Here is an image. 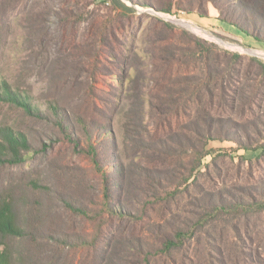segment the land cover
<instances>
[{
  "label": "rangeland",
  "instance_id": "1",
  "mask_svg": "<svg viewBox=\"0 0 264 264\" xmlns=\"http://www.w3.org/2000/svg\"><path fill=\"white\" fill-rule=\"evenodd\" d=\"M168 1L0 0V80L47 113L0 104L28 149L0 190L47 231L28 264H173L178 229L177 264H264V20Z\"/></svg>",
  "mask_w": 264,
  "mask_h": 264
},
{
  "label": "trees",
  "instance_id": "2",
  "mask_svg": "<svg viewBox=\"0 0 264 264\" xmlns=\"http://www.w3.org/2000/svg\"><path fill=\"white\" fill-rule=\"evenodd\" d=\"M184 2L185 8L190 7L195 9L198 6V11L201 12L202 10L204 14H207L206 9L203 7L205 2L213 3L219 10L224 6L231 7L232 11L229 15L230 17L226 16L225 20H230L231 23L241 31H246V27L244 26V28L238 23H233L234 20L232 21V19H234V17L250 25L255 24L249 20V17L254 19V16L257 18L259 16L264 20L263 13L258 15L250 8V6H252L257 10L254 0H169L168 3L163 6L157 3L155 6L157 10L172 12L175 6L179 9H184ZM238 12H240V15H238ZM262 29L264 30V28ZM246 32L248 34V31ZM261 40L264 42V39ZM0 104H10L14 107L23 109L30 115L43 116L47 114L38 105L32 102V97L29 93L23 92L21 89L16 88L10 82L3 79L0 80ZM58 108L59 105H56V109L54 104L51 105V109L58 110ZM25 149L28 150L25 135L19 131H15L10 125L0 124V165L11 161L17 156H22ZM37 185V190L43 193L46 192L43 178ZM28 201L29 196L27 197L19 194L17 190H0V264H28L21 245L26 243L29 246H35L43 240L44 236L47 234V231L41 227L44 223L43 216L36 213V208L28 210L26 207ZM42 204H46V202L44 201ZM120 207V209L117 208L118 214L123 217L132 216V211L129 212L123 209L121 205ZM170 232L171 233H168L165 230V238L161 239L160 243L155 245V249L153 248L152 252L167 254L168 257L173 260V264H177L173 256V251L179 248V244L185 240L186 232L182 229L172 230ZM66 236L69 237L68 234ZM16 241L22 242V244L18 245L15 243ZM139 249L140 251L142 250L140 246ZM134 264L141 263L137 260L134 261ZM147 264H151V259H148ZM168 264H170V262H168Z\"/></svg>",
  "mask_w": 264,
  "mask_h": 264
}]
</instances>
